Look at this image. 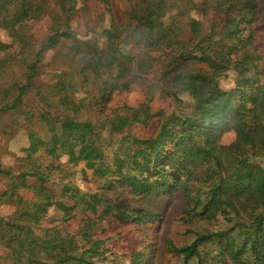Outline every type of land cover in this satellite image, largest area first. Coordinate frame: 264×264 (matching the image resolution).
I'll return each instance as SVG.
<instances>
[{"label":"trees","instance_id":"1","mask_svg":"<svg viewBox=\"0 0 264 264\" xmlns=\"http://www.w3.org/2000/svg\"><path fill=\"white\" fill-rule=\"evenodd\" d=\"M98 1L109 25L82 9L80 36L71 24L78 0H0V28L12 37L0 39V136L25 131L29 140L16 166H0L10 181L0 203H16L0 217V264H104L100 222L128 221L153 242L177 195L190 217L226 222L187 245L169 241L181 264H264L263 0H128L119 18L112 0ZM50 50L55 57L44 62ZM48 68L55 80L44 84ZM229 71L236 76L227 90ZM151 75L147 99L123 111L108 106ZM80 163L101 180L95 191L68 172ZM51 207L60 223L81 215L77 228L45 225ZM208 244L217 251L211 259ZM131 255L132 264L146 258Z\"/></svg>","mask_w":264,"mask_h":264},{"label":"rangeland","instance_id":"2","mask_svg":"<svg viewBox=\"0 0 264 264\" xmlns=\"http://www.w3.org/2000/svg\"><path fill=\"white\" fill-rule=\"evenodd\" d=\"M56 5L54 2L52 3ZM264 6V0H263ZM129 7L128 0H112V9L115 15L121 17L124 10ZM77 16L71 21L72 27L80 33V36L85 32L84 29V11L92 13L93 22L97 19V15L102 13L103 25H109V14L105 10L102 2L98 0H78L76 4ZM264 14V13H263ZM49 25V18L44 19L42 27L45 29ZM257 41L264 50V16L256 24ZM0 39L5 43H11L12 37L8 31L4 28H0ZM100 46H105V40L99 39ZM56 50H50L44 55V62L55 57ZM53 71L48 68L46 72H43L38 81L44 84H50L54 82ZM235 72L229 71L228 75L222 78L221 86L224 89H230L234 86ZM10 82L13 80L12 72L5 79ZM152 83L157 84L154 81V77L148 76L140 83L133 84L129 89L122 92H115L108 106L111 109L123 111L126 105H136L141 101L147 99ZM99 87H95L97 91ZM157 99V104L163 107H167L169 102L160 95L158 89H154L153 93ZM186 98L185 95H182ZM155 126V124H154ZM149 129V128H148ZM147 129V130H148ZM136 133L142 132L141 128H134ZM29 146V140L25 131H20L16 136L7 137L0 136V166L2 168L13 167L18 164L17 158L24 157L26 155L25 149ZM67 160L66 156L61 158V162L65 163ZM257 161L264 166V157L258 158ZM68 172L72 175L74 181L80 185L84 190H93L99 188L101 180H97L92 176V171L87 170L83 163L68 168ZM103 184V183H102ZM10 187V181L8 178L0 172V191H5ZM105 191V194L109 197L115 198V191ZM162 203H155V209H160ZM187 205L184 202L182 196L174 197L172 204H170L167 210L163 213L161 219L157 220L156 231L153 232V242L146 241L142 242V239L131 230L132 224L128 221L111 220L112 225L109 226L104 222L98 224L99 230L97 231L98 238H104L106 247V257L103 261L104 264H132L131 254L133 251H144L146 258L143 259V264H181L183 257L181 255H175L167 250V243L172 241L175 245L181 247L189 244L195 239L198 233L211 231L222 227L226 222L224 218L220 221L207 222L200 219L192 218L187 214ZM16 210V203L13 200L8 202L2 201L0 203V217H10ZM161 212V211H160ZM60 213L53 207L49 208L47 217L45 219V225L60 224L61 227L66 230H75L81 220L82 216L79 215L68 222L60 223ZM55 219V220H54ZM57 219V220H56ZM53 222V223H52ZM108 237V238H105ZM2 247H0V252ZM205 253L208 255L206 258L211 259L212 256L217 252L213 244H208L204 247ZM191 264H197L196 260L192 261Z\"/></svg>","mask_w":264,"mask_h":264}]
</instances>
